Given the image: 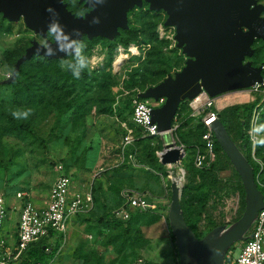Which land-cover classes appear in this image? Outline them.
<instances>
[{"label": "rangeland", "instance_id": "1", "mask_svg": "<svg viewBox=\"0 0 264 264\" xmlns=\"http://www.w3.org/2000/svg\"><path fill=\"white\" fill-rule=\"evenodd\" d=\"M257 1L264 4V0ZM128 16L129 28L121 31L120 38L111 42L99 38L76 43V47L81 41L85 45L82 55L89 64L87 90L76 93L54 90L39 99L28 89L42 88L41 74L43 77L46 71L52 72L56 67L35 64L22 65L24 73L17 78L15 87L0 86V193L8 186L27 188L34 205L42 206L48 199L57 163L72 174L73 191L81 184L89 186L94 182L92 211L72 219L65 249L46 264H179L167 218L171 168L163 166L158 158L163 138L149 143L131 121V108L137 92L179 70L185 56L175 46L174 28L163 25L166 18L163 11L142 6ZM33 39L44 42L21 19L8 22L0 14V81L11 74L13 63ZM252 47L254 54L250 60L263 66L264 77V41L257 39ZM72 60L69 55L65 57L60 69L65 70ZM237 92L246 94V100L226 102ZM213 99L212 106L198 109L194 116L190 111L185 113L186 102L184 113L175 122L179 128L171 133L175 144L184 149L180 203L190 209L191 217L199 216L193 226L198 237L212 226L235 221L244 210L241 180L222 151L215 150L205 169L194 164L196 152L203 148L204 115L214 112L222 119L239 148V121L243 118L245 142L250 147L246 154L252 158L253 149V157L264 163V146L255 144L258 137H264V132L254 130L264 125V85L257 90L226 92ZM67 101L75 105L59 116L58 111ZM149 102L156 104L151 99ZM27 108L32 109L27 120L12 117L11 111ZM235 108L241 110L236 113ZM13 122L24 127L8 132ZM200 170L205 173L201 174ZM172 171L177 170L172 168ZM259 177L261 180L264 175ZM126 192L144 195L151 206L148 216L157 215L158 221L122 228H111L101 221L109 210L122 205ZM201 197L205 198L204 203ZM9 206H15L8 220L15 237L19 201L13 199ZM238 246L236 243L232 248L234 256Z\"/></svg>", "mask_w": 264, "mask_h": 264}, {"label": "water", "instance_id": "2", "mask_svg": "<svg viewBox=\"0 0 264 264\" xmlns=\"http://www.w3.org/2000/svg\"><path fill=\"white\" fill-rule=\"evenodd\" d=\"M143 2L149 10L166 14L163 25L174 28L175 46L185 56L179 70L136 94L137 98L155 102L163 99L160 105L150 108L149 114L150 123L156 124L163 138L159 162L171 168L167 218L178 263L225 264L227 251L250 237L249 228L263 208L264 196L242 152L245 145L239 148L221 120L216 115L212 117L208 126L241 180L244 210L235 221L216 225L198 238L186 224L180 204L183 153L172 139V124L179 105L202 92L214 98L264 82L263 67L253 65L250 60L254 41H264V4L257 0H87L91 10L84 17H74L62 0H0L4 19L8 22L21 19L29 30L44 39V43L30 41L10 76L1 84L13 82L20 65L32 56L61 59L75 54V42L83 35L88 40L99 37L113 41L119 30L128 28V11L141 7ZM47 8L50 10L46 11ZM57 20L63 26L64 34L58 35V39L65 51L57 49L53 37L47 38L49 23ZM49 45H52L51 54L46 55Z\"/></svg>", "mask_w": 264, "mask_h": 264}, {"label": "built area", "instance_id": "3", "mask_svg": "<svg viewBox=\"0 0 264 264\" xmlns=\"http://www.w3.org/2000/svg\"><path fill=\"white\" fill-rule=\"evenodd\" d=\"M9 76L7 75V78ZM263 85L264 82L256 83L251 89L257 90ZM162 102L163 99H160L155 102V105H152L148 99H133L131 121L141 130L144 137L159 138L161 136L157 131L156 124L150 123L149 111L151 107L158 106ZM186 102H188L191 115L194 116L199 113L198 109L212 106L214 99L202 92L194 99L186 100ZM214 115V112H207L201 119L205 130L201 136L203 148L198 150L194 157V164L198 168L207 166L214 156L215 138L208 126ZM176 119L177 116L175 115L172 131H175L177 127ZM129 134H131L130 131ZM128 139L129 136L126 141ZM176 146L184 155L183 147L181 145ZM254 154L252 149V158L250 159L258 164L262 170L264 163L253 157ZM54 170L56 175L49 187L48 199L42 206L34 205L30 192L25 188L17 187L13 191L5 189L4 192L0 193V264H17L28 248L39 243H44L43 248H46L48 252L54 250L53 258L50 260L52 262L66 247L69 224L72 219L78 214H86L92 209L91 183L89 186L81 184L78 189L73 191L72 182L74 178L72 174L65 173L61 163L55 164ZM123 197L125 207L121 206L114 210V215L117 218H126L127 211L130 209L144 211L151 208L144 195L126 192ZM13 199L19 201V215L13 232L15 237L10 232L11 228L8 227L9 212L15 209V206H9V202ZM248 234H250L249 238L238 243L236 256L232 251L234 245L227 251L225 258H231V264H264V201L263 208L258 211ZM34 264L43 263L36 262Z\"/></svg>", "mask_w": 264, "mask_h": 264}, {"label": "trees", "instance_id": "4", "mask_svg": "<svg viewBox=\"0 0 264 264\" xmlns=\"http://www.w3.org/2000/svg\"><path fill=\"white\" fill-rule=\"evenodd\" d=\"M128 28H129V26H128ZM120 36H121V33L116 38H120ZM96 39H99V38H96ZM87 41H89V40H87ZM68 55L71 56L73 58V60H72V62L70 63V65L65 70H61L60 69V62H61V60H63ZM16 60H15V62H16ZM15 62L13 63V68H14ZM25 64H28V65L29 64H35L36 67H44V66L50 67V68L51 67H53V68L56 67L55 68L56 70H53L52 72H47L46 71L43 74V77H42V74H41V80H40V82H42V84H41L42 85V88H38L36 90L35 89L34 90L28 89V91H31L32 94L35 97L39 98V99H43V97H45L47 95V93H51L54 90L55 91L65 90V91H68V92H71V93H76V92H79V91H85V90H87L88 87H89V85H90V83L87 81L86 69L79 68V65L77 63V57H76V55L75 54H67L66 56L62 57L61 59H47V58H44L42 56H32L29 60L23 62L20 65V68L17 71L16 77H15V79H14L13 82H11L9 84H5V83L1 84V81H0V86L8 85V86L15 87L17 85L16 84L17 78L19 77V75H21L22 73H24V71L22 70L21 67H22V65H25ZM252 64L255 65L253 62H252ZM255 66H259V65H255ZM13 68H12V70H13ZM74 71H79V73H80V78L79 79H77L73 75V72ZM262 72H263V70H262ZM163 78H165V77H163ZM149 86H151V85H148L147 87H149ZM137 99H139V98H137ZM74 105H75V103L73 101L72 102H68V101L65 102L64 105H63V109H61V111H58V113H59L58 115L61 116L63 113L69 111ZM184 105H186V101H183L179 105L178 110L176 112L177 119H180L181 118L180 115H182L184 113L183 112V106ZM240 110H241V108H235L234 109V111L236 113H238ZM189 111H190V109L186 105V112L185 113L186 114L187 113H190L191 111L190 112ZM131 112H132V108H131ZM220 120H221V122L223 123V125L225 126V128L227 130V127H226L225 122L222 119H220ZM201 125L203 126L202 123H201ZM239 126H240L239 137H240V140H241L240 148H242V146L245 145V148L242 149V152L245 155V157L248 159V161L250 162V164H251V166L253 168L254 179H255V181L257 183L258 189L261 191V193L264 196V178L260 180V177H259V176H263L264 175V166H263V168L261 170L260 167H259V165L256 164L255 162H253L250 159V157L246 154V152H249L250 147L245 142L246 137H247V134H246V131H245L246 122H245V120L243 118L240 119ZM23 127H24V125L22 123H20V122H13L7 128V131L8 132H11L14 129H21ZM178 128L179 127H176L175 130H177ZM203 132H202V134H203ZM144 138L146 140H148L149 143H151V144L154 143L158 139V137H156V138L144 137ZM214 148H215V150L216 149H219L220 151H222L221 148H220V146L218 145V143L215 140H214ZM226 159H227V157H226ZM227 161H228V159H227ZM205 168L206 167H202L201 169H205ZM204 171L205 170H200L199 172L201 174H204L205 173ZM65 173H69V172H66L65 171ZM17 187L18 186H16V187L8 186V188H6V189H7V191H13ZM25 189L28 190L27 188H25ZM93 189H94V182H91V194H92V201H93V207H94ZM122 198H123V200H125L124 197H122ZM204 199L205 198L201 197V202L202 203H204V201H205ZM121 206H124L125 207V201L122 203ZM121 206H119V207H121ZM181 208H182L183 217H184V220H185L186 224L195 233L193 226H194L195 222L198 221L199 216L198 215H195L194 217H191V211H190L189 208H185L182 204H181ZM114 210L115 209L109 210L106 213V216L101 219V221L107 223V225L109 227H111V228H122L124 225H131L133 223H137L138 224V223H141V222H144L145 224L150 225L152 223H155L159 219V217L157 215L156 216L155 215L148 216L149 213H150V210L149 209L148 210H144V211L139 210V209H130V210L127 211L128 214H127V217L126 218H117V217H115ZM91 211H92V209L88 213H90ZM88 213L82 214V215H87ZM82 215L78 214L77 216H82ZM213 227L214 226H212L210 229H212ZM210 229H208L207 232ZM195 235H196V233H195ZM198 238H200V237H198ZM43 245H44V243H39V244H36V245L34 244L30 248H28L25 251V253L23 254L22 258L18 261L17 264H34L36 262L46 264V262H50V260L53 258L54 250L47 252L46 248H43ZM230 262H231V258H227L226 257L225 258V264H231Z\"/></svg>", "mask_w": 264, "mask_h": 264}, {"label": "clouds", "instance_id": "5", "mask_svg": "<svg viewBox=\"0 0 264 264\" xmlns=\"http://www.w3.org/2000/svg\"><path fill=\"white\" fill-rule=\"evenodd\" d=\"M50 9L47 8L46 11H49ZM49 30H50V35L53 37V40L56 41V46L57 49L60 51H65L66 49L63 47H60V41L58 39V35H63V26L59 23V21L57 20L56 22H50L49 23ZM74 32L78 33V29H74ZM52 45L48 46V49H45V54L46 55H50V49H51ZM85 47L84 43L81 41L80 44L75 48V55L77 57V63L79 65V68L82 69H87L89 64L88 62H86V60L84 59L83 55H82V49ZM65 63V61L61 60L60 62V66L62 67L63 64ZM73 75L79 79L80 78V73L79 71H74ZM32 114V109L31 108H27V109H15L13 111H11V115L14 119L16 120H27L29 118V116ZM257 133L260 132H264V125L258 126L254 129ZM256 145L258 146H264V137H258L256 142Z\"/></svg>", "mask_w": 264, "mask_h": 264}, {"label": "flooded vegetation", "instance_id": "6", "mask_svg": "<svg viewBox=\"0 0 264 264\" xmlns=\"http://www.w3.org/2000/svg\"><path fill=\"white\" fill-rule=\"evenodd\" d=\"M86 2L87 0H62V3L65 5L67 11H69L74 17H78V16L84 17V15L91 10V7L88 6ZM142 6H146L148 8V4L145 2L142 3ZM141 7H133L131 10H129L127 13V18L129 17L128 15L130 14L132 10H134L135 8H141ZM128 23H129V18H128ZM119 31L121 33V31L123 30H119ZM47 38L52 39L50 32L47 33ZM96 38H99V37H94L91 40L96 39ZM85 39L88 40L87 37L83 35L78 41L75 42V44L79 42L80 40H85Z\"/></svg>", "mask_w": 264, "mask_h": 264}, {"label": "bare ground", "instance_id": "7", "mask_svg": "<svg viewBox=\"0 0 264 264\" xmlns=\"http://www.w3.org/2000/svg\"><path fill=\"white\" fill-rule=\"evenodd\" d=\"M95 58V57H94ZM94 58H92V59H94ZM116 59H118V58H116ZM117 62H118V60H116ZM120 61V60H119ZM244 94V93H243ZM242 93H240V92H237V93H234V94H232V95H230L228 98H227V100H226V102H228V103H234V102H236V103H241V102H243V101H245L246 100V94L245 95H243ZM220 104L219 105H223L221 102H219ZM235 104V103H234Z\"/></svg>", "mask_w": 264, "mask_h": 264}, {"label": "crops", "instance_id": "8", "mask_svg": "<svg viewBox=\"0 0 264 264\" xmlns=\"http://www.w3.org/2000/svg\"><path fill=\"white\" fill-rule=\"evenodd\" d=\"M159 137H162V136H159Z\"/></svg>", "mask_w": 264, "mask_h": 264}]
</instances>
